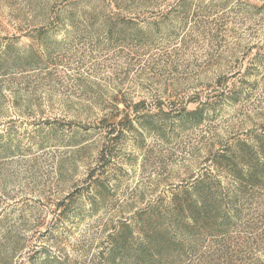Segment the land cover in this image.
Here are the masks:
<instances>
[{
    "label": "rangeland",
    "instance_id": "374dc122",
    "mask_svg": "<svg viewBox=\"0 0 264 264\" xmlns=\"http://www.w3.org/2000/svg\"><path fill=\"white\" fill-rule=\"evenodd\" d=\"M0 264H264V0H0Z\"/></svg>",
    "mask_w": 264,
    "mask_h": 264
}]
</instances>
